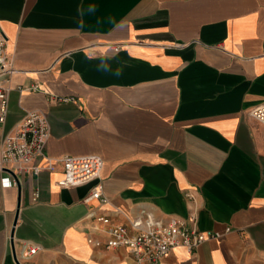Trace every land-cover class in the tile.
Here are the masks:
<instances>
[{"label": "crops", "instance_id": "obj_1", "mask_svg": "<svg viewBox=\"0 0 264 264\" xmlns=\"http://www.w3.org/2000/svg\"><path fill=\"white\" fill-rule=\"evenodd\" d=\"M0 33L12 69L0 154L39 110L48 157L104 160L80 186L61 184V162L19 173L21 190L0 169V264L26 243L40 250L23 264H133L87 242L92 209L127 225L196 211L222 233L159 264H264V123L249 115L264 102V0H0ZM99 181L109 202L84 203Z\"/></svg>", "mask_w": 264, "mask_h": 264}, {"label": "built area", "instance_id": "obj_2", "mask_svg": "<svg viewBox=\"0 0 264 264\" xmlns=\"http://www.w3.org/2000/svg\"><path fill=\"white\" fill-rule=\"evenodd\" d=\"M8 63L7 39L0 33V124L6 121L8 113V88L1 82L2 75L12 70ZM55 99L68 101L74 98L57 96ZM249 115L264 123V102L254 106ZM50 134L49 117L39 110L29 111L14 130L6 134L0 154V169L8 173L2 177L4 186L18 185L19 173H39L44 168L53 170L57 162L63 166L61 184L64 186H80L101 179L104 160L98 154L48 157L45 148ZM39 158L46 160L45 166L36 163ZM37 196L38 192L35 193ZM189 196L193 197L192 194ZM94 200L100 204L109 202L100 181L83 198L86 204ZM88 217L94 223L87 242L101 250L125 247L131 252L133 264H159L176 247L184 246L194 251L205 241L222 236L220 232L201 230L197 225L196 211L189 218L172 217L167 221L147 219L145 222L132 221L130 225L113 222L109 215L95 209L90 210ZM39 250L38 244L26 243L17 261L23 264V259L32 257Z\"/></svg>", "mask_w": 264, "mask_h": 264}, {"label": "water", "instance_id": "obj_3", "mask_svg": "<svg viewBox=\"0 0 264 264\" xmlns=\"http://www.w3.org/2000/svg\"><path fill=\"white\" fill-rule=\"evenodd\" d=\"M18 186H19V189L21 190V185H20V183L18 184ZM15 255H16V251H15ZM16 258H17V255H16Z\"/></svg>", "mask_w": 264, "mask_h": 264}]
</instances>
